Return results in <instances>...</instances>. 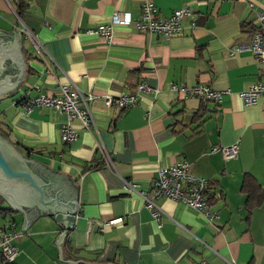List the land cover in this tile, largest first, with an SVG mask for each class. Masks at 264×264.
<instances>
[{"label": "crops", "instance_id": "crops-1", "mask_svg": "<svg viewBox=\"0 0 264 264\" xmlns=\"http://www.w3.org/2000/svg\"><path fill=\"white\" fill-rule=\"evenodd\" d=\"M22 1L0 0V43L19 29L27 65L17 89L0 98L2 133L23 155L73 179L77 211L59 243L62 228L50 216L39 214L22 230L23 211L0 212V228L13 223L20 232L17 254L5 264H264V194L249 206L241 188L248 172L264 189L262 99L246 104L240 95L262 75L253 54L234 50L250 38L264 0H152L161 16L184 5L193 15L170 37L132 22L114 24L110 40L88 29L117 10L138 17L143 0ZM67 79L93 95V123L73 118L77 138L63 142L66 112L28 102L41 92L57 93ZM141 80L158 90L141 92L125 110L105 103L108 94L134 93ZM172 82L227 91L215 102L184 95ZM234 141L231 158L210 149ZM182 159L212 182L215 220L165 196L155 198L165 212L155 219L141 195L125 186L131 180L149 188L159 169ZM117 216L123 220L100 229Z\"/></svg>", "mask_w": 264, "mask_h": 264}, {"label": "built area", "instance_id": "built-area-1", "mask_svg": "<svg viewBox=\"0 0 264 264\" xmlns=\"http://www.w3.org/2000/svg\"><path fill=\"white\" fill-rule=\"evenodd\" d=\"M141 8V13L136 18H133L128 10H117L108 21L99 22L96 27L90 28L88 31L110 40L114 24L127 25L134 22L141 31H154L163 34L165 37H170L180 30V20L183 17L193 15L191 8L184 5L173 9L168 15L161 16L152 0H143ZM258 22L250 38L237 43L234 50H247L260 63L262 76L241 90L240 95L246 104L256 103L262 99V134L264 136V10L259 14ZM25 34L28 35L35 48L40 51L42 44L32 30L26 28ZM170 87L179 90L184 95H197L204 100L215 102H219L222 94L227 91L216 90L203 83L186 85L183 82H172ZM157 90L158 88L141 80L137 82L134 93L108 94L104 97V101L107 105L115 106L118 111L125 110L138 102L141 92H156ZM92 98V94H85L73 80L67 79L60 83V89L57 93L41 92L29 100L28 106L31 108L34 105H48L64 110L66 120L60 125V139L63 142H70L78 135L76 128L71 123L73 118L79 119L86 127L92 125L93 117L90 108ZM210 149L212 151L219 150L225 158H231L237 153L238 141L229 144H214ZM104 155L106 165L112 166L110 155L107 153ZM125 186L141 195L145 201V206L150 209L155 219H159L165 213L155 201L158 196L180 200L198 210L209 221L218 217L217 211L212 208L210 197L213 189L212 182L204 176H198L189 171V161L186 159L178 160L168 167L159 169L149 188H140L136 182L131 180H125ZM122 220L123 216L105 220L101 223L100 229ZM19 235L20 232L15 229L13 223H6L0 228V262L3 264L9 263L15 258L18 251L15 240Z\"/></svg>", "mask_w": 264, "mask_h": 264}, {"label": "water", "instance_id": "water-1", "mask_svg": "<svg viewBox=\"0 0 264 264\" xmlns=\"http://www.w3.org/2000/svg\"><path fill=\"white\" fill-rule=\"evenodd\" d=\"M14 39L0 43V98L13 92L26 76L20 30ZM12 211H23L25 228L39 215H48L62 230L60 242L76 219L77 186L73 179L36 159L23 155L0 132V201Z\"/></svg>", "mask_w": 264, "mask_h": 264}, {"label": "trees", "instance_id": "trees-1", "mask_svg": "<svg viewBox=\"0 0 264 264\" xmlns=\"http://www.w3.org/2000/svg\"><path fill=\"white\" fill-rule=\"evenodd\" d=\"M21 4H23V1L19 0V5H21ZM250 27H251V29H253L254 25L250 24ZM198 115H199L198 111H195L194 116H198ZM0 131L3 133H7V130L4 127H2L1 124H0ZM26 149H28V147ZM26 153H29V151L27 150ZM241 188L246 193L245 201H246V204L249 206H250V203L251 204L252 203H258L263 198L264 189L261 187V185L259 184L257 179L252 174H250L248 172H246L243 176ZM218 194H219V192H218ZM213 196H210L212 203H213V200H212ZM7 211L11 212L12 210H11V208H9L7 206H0V212L6 213Z\"/></svg>", "mask_w": 264, "mask_h": 264}, {"label": "rangeland", "instance_id": "rangeland-1", "mask_svg": "<svg viewBox=\"0 0 264 264\" xmlns=\"http://www.w3.org/2000/svg\"><path fill=\"white\" fill-rule=\"evenodd\" d=\"M15 216H16V214H15ZM0 217H1V216H0ZM0 220H2V217H1V219H0ZM18 231H19V229H18ZM17 240H18V239H17ZM17 240H16V241H17Z\"/></svg>", "mask_w": 264, "mask_h": 264}]
</instances>
